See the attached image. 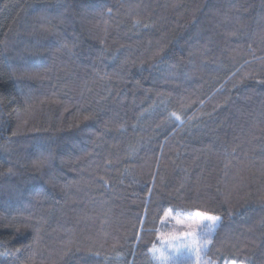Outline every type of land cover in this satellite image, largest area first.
<instances>
[{
  "label": "trees",
  "instance_id": "obj_1",
  "mask_svg": "<svg viewBox=\"0 0 264 264\" xmlns=\"http://www.w3.org/2000/svg\"><path fill=\"white\" fill-rule=\"evenodd\" d=\"M209 262L264 264V0H0V264Z\"/></svg>",
  "mask_w": 264,
  "mask_h": 264
},
{
  "label": "snow or ice",
  "instance_id": "obj_2",
  "mask_svg": "<svg viewBox=\"0 0 264 264\" xmlns=\"http://www.w3.org/2000/svg\"><path fill=\"white\" fill-rule=\"evenodd\" d=\"M172 116H174L176 120L181 119V117L175 113H173ZM171 211L172 210L169 209L164 212V218L161 223H164L169 218ZM219 220V216L209 215L201 211H196L194 216H189L187 222L182 219H177L176 223L183 224L189 231L181 234L184 239L181 240L180 246L174 247L173 253L162 256L163 261H172L177 256H185L184 251H182V249L185 248L188 250V257L186 258L195 256L197 259H200L201 253L206 255V249L201 246V241H206L208 239V233L215 230L214 226ZM172 239L176 240L177 237L174 236ZM155 247L156 246L153 245V250H155ZM209 264H211V262H209Z\"/></svg>",
  "mask_w": 264,
  "mask_h": 264
},
{
  "label": "rangeland",
  "instance_id": "obj_3",
  "mask_svg": "<svg viewBox=\"0 0 264 264\" xmlns=\"http://www.w3.org/2000/svg\"><path fill=\"white\" fill-rule=\"evenodd\" d=\"M190 239V238H189ZM180 246V242L178 243L177 247ZM186 249V248H185ZM187 250V249H186ZM188 251V250H187Z\"/></svg>",
  "mask_w": 264,
  "mask_h": 264
}]
</instances>
